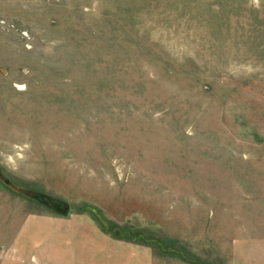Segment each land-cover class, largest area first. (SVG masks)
I'll list each match as a JSON object with an SVG mask.
<instances>
[{
  "label": "rangeland",
  "instance_id": "374dc122",
  "mask_svg": "<svg viewBox=\"0 0 264 264\" xmlns=\"http://www.w3.org/2000/svg\"><path fill=\"white\" fill-rule=\"evenodd\" d=\"M0 251L264 264V0H0Z\"/></svg>",
  "mask_w": 264,
  "mask_h": 264
},
{
  "label": "crops",
  "instance_id": "0c3cea01",
  "mask_svg": "<svg viewBox=\"0 0 264 264\" xmlns=\"http://www.w3.org/2000/svg\"><path fill=\"white\" fill-rule=\"evenodd\" d=\"M51 220H55V222H58L57 225H59V226L62 223H65L67 221V220L64 221V219L62 220V219H58V218L57 219H51ZM69 221H71V220H69ZM69 221H67V222H69ZM72 225L74 226L73 220H72ZM60 237H62V236H60ZM63 238H64V236H63ZM8 258H10V254H7V252L0 251V264H15V263H10L12 261H10V259H8ZM16 264H19V263H16Z\"/></svg>",
  "mask_w": 264,
  "mask_h": 264
},
{
  "label": "water",
  "instance_id": "95a60500",
  "mask_svg": "<svg viewBox=\"0 0 264 264\" xmlns=\"http://www.w3.org/2000/svg\"><path fill=\"white\" fill-rule=\"evenodd\" d=\"M45 201L50 207L54 208L56 211L60 213L64 212L65 206L62 202L51 199H45Z\"/></svg>",
  "mask_w": 264,
  "mask_h": 264
}]
</instances>
